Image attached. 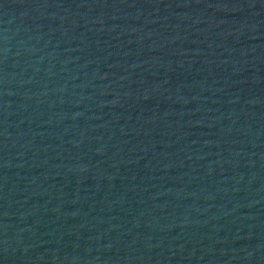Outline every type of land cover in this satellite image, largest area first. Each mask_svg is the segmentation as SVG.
I'll list each match as a JSON object with an SVG mask.
<instances>
[{"label":"water","instance_id":"1","mask_svg":"<svg viewBox=\"0 0 264 264\" xmlns=\"http://www.w3.org/2000/svg\"><path fill=\"white\" fill-rule=\"evenodd\" d=\"M0 264H264V0H0Z\"/></svg>","mask_w":264,"mask_h":264}]
</instances>
